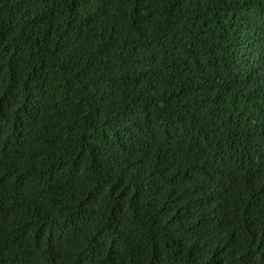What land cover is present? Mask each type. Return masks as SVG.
I'll return each mask as SVG.
<instances>
[{"label": "trees", "instance_id": "obj_1", "mask_svg": "<svg viewBox=\"0 0 264 264\" xmlns=\"http://www.w3.org/2000/svg\"><path fill=\"white\" fill-rule=\"evenodd\" d=\"M0 264H264V0H0Z\"/></svg>", "mask_w": 264, "mask_h": 264}]
</instances>
